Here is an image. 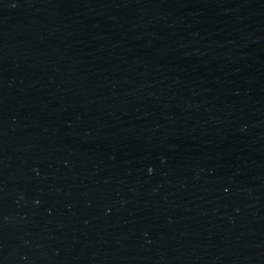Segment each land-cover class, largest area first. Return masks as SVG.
<instances>
[{"label": "water", "instance_id": "obj_1", "mask_svg": "<svg viewBox=\"0 0 264 264\" xmlns=\"http://www.w3.org/2000/svg\"><path fill=\"white\" fill-rule=\"evenodd\" d=\"M0 264H264V0H0Z\"/></svg>", "mask_w": 264, "mask_h": 264}]
</instances>
